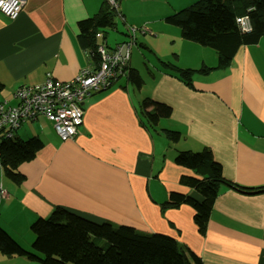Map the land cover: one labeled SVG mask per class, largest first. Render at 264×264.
<instances>
[{
	"label": "crops",
	"instance_id": "obj_1",
	"mask_svg": "<svg viewBox=\"0 0 264 264\" xmlns=\"http://www.w3.org/2000/svg\"><path fill=\"white\" fill-rule=\"evenodd\" d=\"M101 1L26 0L15 18L0 13V103L13 106L16 89L40 82L45 73L67 80L90 66L77 24L95 14ZM193 1L119 0L118 8L126 5L119 9L125 23L145 27L135 33L130 58L141 88L121 77L91 93L82 102L83 122L71 139L60 140L42 116L13 132L43 142L33 159L18 166L21 182L9 180L0 168V183L8 191L0 199V226L24 248H31L34 237L30 223L61 206L95 222L168 234L202 264H264V193L244 194L220 185L203 233L196 231L188 206L161 212L158 205L172 190L198 197L179 183L182 174H192L173 161L181 149L206 146L225 178L244 186L264 185V36L238 47L227 67L215 68V54L183 40L178 28L155 21L159 12ZM168 32L180 45L171 52L173 58L157 52V46L150 48L156 35ZM117 33L121 40L123 33ZM159 59L183 68L203 64L213 69L194 74L193 86H188L166 73ZM147 96L171 107L170 116L153 130L139 112ZM162 129L179 131L178 143L169 145ZM6 262L0 254V264Z\"/></svg>",
	"mask_w": 264,
	"mask_h": 264
},
{
	"label": "trees",
	"instance_id": "obj_2",
	"mask_svg": "<svg viewBox=\"0 0 264 264\" xmlns=\"http://www.w3.org/2000/svg\"><path fill=\"white\" fill-rule=\"evenodd\" d=\"M242 16L248 17L249 31H242L236 21ZM114 17L115 10L102 0L95 14L77 24L78 40L89 55L91 70L97 69L99 65L96 31L114 27ZM163 19L166 25L178 28L183 40L213 49L217 57L215 68H225L238 47L255 44L264 36V0H195L170 12ZM130 58L125 67L126 72L117 80L123 77L139 90L143 81L138 70L130 66ZM159 64L166 73L188 86H193L194 74H207L213 69L203 64L197 69L183 68L172 61L160 59ZM18 104L19 100L14 105ZM7 107L10 106L4 105V108ZM139 112L153 127L160 119L170 116L171 107L147 96L141 100ZM162 132L169 145L180 140L181 135L177 130L162 129ZM42 146V140L36 135L26 139L13 135L1 136L0 168L5 177L15 183L21 182L24 176L18 171V166L33 159ZM173 161L192 172L182 174L179 183L194 190L198 197L172 190L158 204L160 211L181 205L188 206L192 210L193 224L199 233L205 231L220 185L244 194L264 193V185L244 186L225 178L220 162L214 159L211 149L206 146L194 151L176 150ZM29 228L34 235L32 250L24 248L0 226V254L6 257H24L40 264H202L197 254L183 249L168 234L144 232L109 220L95 222L61 206L54 207L44 217L34 219Z\"/></svg>",
	"mask_w": 264,
	"mask_h": 264
},
{
	"label": "built area",
	"instance_id": "obj_3",
	"mask_svg": "<svg viewBox=\"0 0 264 264\" xmlns=\"http://www.w3.org/2000/svg\"><path fill=\"white\" fill-rule=\"evenodd\" d=\"M26 0H0V13L13 19L21 11ZM111 8L118 11L117 0H105ZM242 31L250 30L247 16L236 19ZM109 29V28H107ZM105 30L96 31V51L99 57L97 69L90 67L79 71L67 80L54 78L47 73L37 84L19 87L14 96L19 104L4 108L0 103V129L4 137H11L21 123L42 116L49 122L57 135L64 141L73 138L83 122L82 102L91 93L106 89L112 82L126 72L131 48L135 45V33L144 32L145 27L125 24V36L113 46L107 44ZM8 191L0 183V199L6 198Z\"/></svg>",
	"mask_w": 264,
	"mask_h": 264
},
{
	"label": "rangeland",
	"instance_id": "obj_4",
	"mask_svg": "<svg viewBox=\"0 0 264 264\" xmlns=\"http://www.w3.org/2000/svg\"><path fill=\"white\" fill-rule=\"evenodd\" d=\"M125 1V0H124ZM122 7H126V5L123 3L119 4V9H122ZM162 12V11H161ZM159 12V19L158 20H155V21H160L161 23H164L163 22V18L169 14L167 11H163V13ZM129 13H132V12H129ZM115 24H114V27L112 28H109V29H106L105 30V38H106V41H107V44L109 46H113L115 42L117 41H121L124 36H125V21H124V18L122 16V19L119 17L118 13L116 12L115 13ZM165 24V23H164ZM156 26H159L158 24H155ZM167 29V27L165 28ZM117 32H121L123 33V38L121 40L120 37L121 35H119ZM141 37H143L140 33L137 34L136 38H137V41H141ZM157 37V40H151L150 42V48L152 46H157V52H160L162 54H165V56H170L171 58H173V56H171V52L173 51V49H178L180 50V45L178 44V42L175 40L174 42L171 41V39H173V37L171 36V34L168 33H159L158 35H156ZM148 38H152L151 36H149ZM186 41V40H185ZM198 45V44H196ZM199 47H201V45H198ZM204 47V49L208 50V51H211L213 54H215L216 56V53L213 49L209 48V47H206V46H202ZM147 51V50H145ZM170 53V54H169ZM200 54V53H199ZM151 58L153 59L154 58V55H153V52L151 50ZM156 58V57H155ZM168 60H171V59H168ZM143 64V61H140L139 64L137 65L139 70L141 68ZM150 90V89H149ZM144 98V97H143ZM142 98V99H143ZM141 99V100H142ZM142 117V116H141ZM142 119H144L142 117ZM145 120V119H144ZM29 122V121H27ZM154 127V126H153ZM153 127H151L150 129H152ZM153 130V129H152ZM172 130V129H171ZM194 151V150H192ZM32 233V232H31ZM33 235V233H32ZM21 238V237H20ZM34 238V237H33ZM28 236L26 238V241L25 242H28ZM33 240V239H31ZM32 242V241H31ZM31 242L29 244V246L31 247ZM24 245V244H23ZM25 246V245H24ZM29 246H26L27 248ZM29 250H32L31 248ZM5 258H7V262L6 264H28L30 260L26 259V258H20V257H6L4 256ZM30 263H34V264H40L38 261H30Z\"/></svg>",
	"mask_w": 264,
	"mask_h": 264
},
{
	"label": "clouds",
	"instance_id": "obj_5",
	"mask_svg": "<svg viewBox=\"0 0 264 264\" xmlns=\"http://www.w3.org/2000/svg\"><path fill=\"white\" fill-rule=\"evenodd\" d=\"M127 24V23H126Z\"/></svg>",
	"mask_w": 264,
	"mask_h": 264
}]
</instances>
